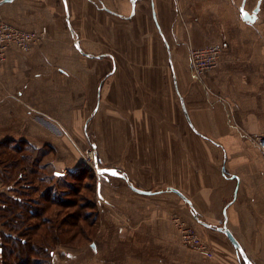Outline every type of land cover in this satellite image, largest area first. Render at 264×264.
I'll list each match as a JSON object with an SVG mask.
<instances>
[{"label": "crops", "instance_id": "1", "mask_svg": "<svg viewBox=\"0 0 264 264\" xmlns=\"http://www.w3.org/2000/svg\"><path fill=\"white\" fill-rule=\"evenodd\" d=\"M0 19L47 30L30 50H7L0 141L48 144L60 161L76 160L55 145L88 137L103 80L124 76L109 83L110 93L120 88L123 95L111 96L107 126L98 125L114 155L123 150L126 182L149 194L100 184L98 197L124 205L126 224H110L100 245L91 244L98 264H175L185 254L189 264H244L221 227L251 264H264V162L251 139L264 136V0H12L0 4ZM207 46L220 47L219 63L205 76L210 95L188 66V49ZM175 213L190 221L212 258L181 249L168 221ZM148 247L159 252L146 256Z\"/></svg>", "mask_w": 264, "mask_h": 264}, {"label": "rangeland", "instance_id": "2", "mask_svg": "<svg viewBox=\"0 0 264 264\" xmlns=\"http://www.w3.org/2000/svg\"><path fill=\"white\" fill-rule=\"evenodd\" d=\"M218 63L219 60H217L216 66ZM214 68L202 71L195 76L189 66V73L192 78H194L193 81L200 85L206 94L209 95L212 89L207 86L208 83L206 82L205 76ZM123 80L124 76H122L121 79L119 76L114 78L110 76L103 80L102 87L100 86L102 90L99 97L100 100H96L100 102L98 111L91 115L88 121V127H86L88 137L70 140L69 142L67 140L68 144L60 140V145H55L57 149L60 147V149L63 148L65 150L66 154H68L65 155L68 161L72 158L76 159L72 162L68 163L66 160L64 162L60 161V157H57L54 151L52 152L53 147L48 144L42 145L41 148L36 149L33 145L29 144L28 141L24 140L0 141V200L4 197L13 198V196L18 195L26 199L25 201L27 202L28 199L32 201L33 198H37L44 194L45 199L42 201V204L48 207L47 214H44V217L46 216L47 219H52L54 221L55 228H53L52 231L54 230V232L58 234L61 233L59 239L62 243L47 247L49 248V254L52 252L48 259L45 257L48 252L47 254L45 253V255H38V257L35 258L31 257V259L37 263L98 264L96 261V257L98 256H95L90 249L92 248L91 244L96 242L100 245L98 237L100 238L103 237V235H107V228L118 226V224H126V220L119 214L124 212V205L116 204V207H114V204L109 201V195L100 199L97 195L96 188L97 183H100L103 188L109 191H115L117 188L116 185H118L121 193L123 195H128L132 193L130 186L126 180L122 178L116 177V179L114 176L110 175H98L94 169L95 159H97V163L101 168H115L121 173H123L122 171L124 170V155L119 154V152H123V150H119L118 148L116 150V155H114L112 149L109 147L108 138H104L101 128L99 127V125L107 126V123L104 121L109 120V107L110 104H112L110 101L111 96L113 95L115 99L114 94H117V96L123 95V92H120V88H117V92L113 90V92L110 93L109 83L114 84L116 82L118 84ZM94 103L95 97L93 98L92 107ZM98 122H100L99 125ZM82 130L83 124L81 125V132ZM111 160H113V162H111ZM114 181H117L118 184L115 185ZM23 189L26 190V193H24ZM47 189H51V191H48V194ZM3 190L4 192H1ZM51 194L54 195V198L50 196ZM59 204H62L63 207H59ZM166 206L168 208L173 207L172 204L168 203H166ZM33 207L36 209V212H39L37 204L33 205ZM100 212H110L113 218L100 215ZM55 213L56 215H54ZM166 216H168V214ZM166 216L164 218L167 220ZM175 217H179L185 224L193 227L186 217L175 213L171 214L168 218L171 226L173 225V229L175 228V230H177L172 222V219ZM63 222L65 224L63 225L64 230L65 226L70 224L69 231L67 230L65 233L61 231L62 228L60 226V223ZM110 224L112 226H110ZM71 225L76 226L72 227ZM80 226H84L85 232L83 234L82 230H80ZM1 229L0 227V235L2 232ZM149 237V239L153 241V237ZM43 242L47 245L48 241ZM118 242L121 244V247L126 244L128 245V241L125 242V239H118ZM177 243L181 246V249L189 250L180 244L179 237H177ZM146 246L154 249L158 245L151 242L147 243ZM139 247L140 245L135 243L132 248L135 252ZM149 247L144 252L146 256L150 254L155 255L159 252H151ZM138 255H141V253L139 252ZM187 256L189 255H182L181 261L175 264H189L188 260L185 259ZM104 264L113 263L105 262Z\"/></svg>", "mask_w": 264, "mask_h": 264}, {"label": "trees", "instance_id": "3", "mask_svg": "<svg viewBox=\"0 0 264 264\" xmlns=\"http://www.w3.org/2000/svg\"><path fill=\"white\" fill-rule=\"evenodd\" d=\"M49 190L51 191V189H47V194ZM23 191L26 193L25 189ZM1 192H4V190ZM50 196L54 198L53 194ZM44 199L45 195L43 194L33 198L32 201L28 199L27 202L25 201L26 199L18 195L13 196V198L4 197L0 200V227L2 228L0 235V264H42L43 262L37 263L33 261L31 257L35 258L48 252L45 256L48 259L52 252L49 254V248L47 247L62 243L59 239L61 233L58 234L54 230L52 231L55 228L54 221L47 219L46 216L44 217L48 208L42 204ZM35 204L38 205L39 212L34 209L33 205ZM58 206L63 207L62 204ZM63 225H65L64 222L60 223L61 231L65 233L69 229L70 224L65 226V230ZM71 226L74 227L76 225ZM80 230H82L83 234L85 232L84 226H80ZM43 241H48L47 245Z\"/></svg>", "mask_w": 264, "mask_h": 264}, {"label": "built area", "instance_id": "4", "mask_svg": "<svg viewBox=\"0 0 264 264\" xmlns=\"http://www.w3.org/2000/svg\"><path fill=\"white\" fill-rule=\"evenodd\" d=\"M46 35L47 30L45 27H41L39 31L25 30L0 19V68L6 59V53L9 47L13 46L26 52L37 45ZM219 54L220 47L218 46H207L202 48L190 47L188 60L193 74L196 76L202 71L214 68ZM252 140L260 149L264 162V136H255ZM172 222L177 229L179 242L182 246L204 257H213V251L208 243L193 227L185 224L179 217L173 218Z\"/></svg>", "mask_w": 264, "mask_h": 264}, {"label": "water", "instance_id": "5", "mask_svg": "<svg viewBox=\"0 0 264 264\" xmlns=\"http://www.w3.org/2000/svg\"><path fill=\"white\" fill-rule=\"evenodd\" d=\"M11 1L12 0H0V4H2L4 2H11ZM244 15L246 17L245 20L249 21V22H251L253 20V18H254V17H251V16H249L247 14H244ZM74 45H75L76 48H79L77 42H75ZM182 109H183V106H182ZM94 169H95V171H96V173L98 175H110V176L119 177V178H122V179L125 180V175L123 173L119 172L117 169H115V168H101L98 165V163H97V159H95ZM128 185L130 186V188L133 191H135V192H137L139 194H149V191H142L140 189H137V188L133 187L130 184H128ZM99 190H100V183H97L96 191H97L98 196H99ZM171 190L174 193H176L181 199H183L189 205L188 200L180 192H178L175 189H171ZM192 217H193V219L195 221H197L198 223L202 224L203 226H206V227L209 226V225H206L203 222L199 221L197 216L194 213L192 214ZM216 230L219 231V232H222L227 237V239L232 244L233 248L236 249L238 254L241 256L242 260L244 261V264H251L250 261L247 259L246 255H245L244 251L242 250L241 246L239 245V243L236 241V239L233 237V235L225 227L217 228Z\"/></svg>", "mask_w": 264, "mask_h": 264}, {"label": "bare ground", "instance_id": "6", "mask_svg": "<svg viewBox=\"0 0 264 264\" xmlns=\"http://www.w3.org/2000/svg\"><path fill=\"white\" fill-rule=\"evenodd\" d=\"M91 157H92V155H91Z\"/></svg>", "mask_w": 264, "mask_h": 264}]
</instances>
